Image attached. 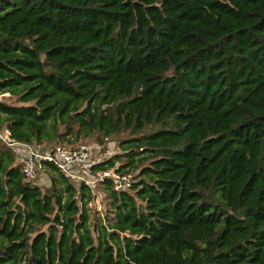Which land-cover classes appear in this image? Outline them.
I'll return each mask as SVG.
<instances>
[{
	"label": "trees",
	"instance_id": "16d2710c",
	"mask_svg": "<svg viewBox=\"0 0 264 264\" xmlns=\"http://www.w3.org/2000/svg\"><path fill=\"white\" fill-rule=\"evenodd\" d=\"M0 128L135 175L95 227L0 143V264H264V0H0Z\"/></svg>",
	"mask_w": 264,
	"mask_h": 264
},
{
	"label": "built area",
	"instance_id": "2783aa9c",
	"mask_svg": "<svg viewBox=\"0 0 264 264\" xmlns=\"http://www.w3.org/2000/svg\"><path fill=\"white\" fill-rule=\"evenodd\" d=\"M0 143L12 151L25 179L33 183L44 173V162L52 164L70 181L84 183L91 192L98 185H106L119 193L128 190L133 181L130 173H119L113 169H93V165L100 161L93 160L89 146L84 143L75 147H47L42 143L19 142L11 138L7 128H0Z\"/></svg>",
	"mask_w": 264,
	"mask_h": 264
},
{
	"label": "rangeland",
	"instance_id": "374dc122",
	"mask_svg": "<svg viewBox=\"0 0 264 264\" xmlns=\"http://www.w3.org/2000/svg\"><path fill=\"white\" fill-rule=\"evenodd\" d=\"M2 100H8L9 94L4 93L1 95ZM74 129H76V126H74ZM122 137H117L114 141H111L109 143H103L102 137L95 135L91 138H85V139H79L73 144H69L65 141L56 143L57 145H63L67 147H75L78 144L84 143L87 144L90 148L91 154L93 156V160H99L102 161L114 154H123V151L118 147V142L121 140ZM125 160V157L121 158V161L123 162ZM118 165V163L116 164ZM132 178L134 179V173H130ZM39 186V188L45 192L48 189H50V180L47 177L46 173H42L41 176L37 179L35 182ZM110 192L111 189L108 188L106 185L99 186L96 189H93L92 194L94 196L93 200L91 201V205H88L89 213L91 216V219L95 225V227L99 226L100 221H102L104 224H107L108 222L114 220V214L111 211L110 208ZM46 225H34V230H46Z\"/></svg>",
	"mask_w": 264,
	"mask_h": 264
}]
</instances>
